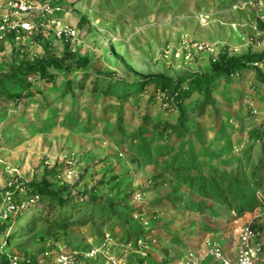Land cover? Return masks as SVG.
Returning a JSON list of instances; mask_svg holds the SVG:
<instances>
[{"label":"rangeland","instance_id":"374dc122","mask_svg":"<svg viewBox=\"0 0 264 264\" xmlns=\"http://www.w3.org/2000/svg\"><path fill=\"white\" fill-rule=\"evenodd\" d=\"M56 1L78 28L77 41L53 32L0 41V193L10 182L53 192L0 222V264L15 253L49 263L99 245L105 231L120 242L142 240L130 256L138 264H173L210 244L233 257L249 225L264 264V80L249 66L199 94L189 78L211 73L216 55L163 56L182 38L217 43L230 56L260 55L253 6ZM42 58L62 66L28 76V64ZM164 85L185 87L184 106L205 107L190 116L171 108L157 92Z\"/></svg>","mask_w":264,"mask_h":264},{"label":"built area","instance_id":"2783aa9c","mask_svg":"<svg viewBox=\"0 0 264 264\" xmlns=\"http://www.w3.org/2000/svg\"><path fill=\"white\" fill-rule=\"evenodd\" d=\"M253 6L256 13V34L252 41L261 48L259 58L253 60L250 65L264 74V0H246L236 3V9ZM59 13L63 14L59 16ZM64 7L56 0H0V41L11 37L14 41H20L25 35L33 33H50L67 43L77 41L79 38L78 28L64 20ZM202 23L208 22V16L200 15ZM238 29V24L232 25ZM221 52L217 43L204 42L195 39L182 38L179 46L168 47L163 56L166 59L190 61L197 54L216 55ZM158 95L164 97L159 91ZM264 118V110L261 112ZM28 193V188L23 183L10 182L1 195L0 222L11 217H18L29 210L30 205L39 200L36 194L30 200L23 197ZM143 193L137 192L135 199L142 200ZM32 202V203H31ZM139 219L141 215L134 214ZM144 224L148 221L142 218ZM141 220V221H142ZM258 231L249 225L242 230L239 236V247L235 256L227 255L218 244H210L203 253L189 251L184 257L173 264H202L205 259H212L216 264H259L261 245L255 243ZM143 246L142 240L117 241L108 231L104 232L99 245H92L84 251L61 252L49 263L45 264H92L103 260L104 264H138L133 262L131 255L138 253ZM9 264H37L27 256L15 253L9 257Z\"/></svg>","mask_w":264,"mask_h":264},{"label":"trees","instance_id":"16d2710c","mask_svg":"<svg viewBox=\"0 0 264 264\" xmlns=\"http://www.w3.org/2000/svg\"><path fill=\"white\" fill-rule=\"evenodd\" d=\"M262 55H250V54H245L241 56H230L227 53H221L216 59L217 61L215 62V65L212 68L211 73H202V72H196L192 73L189 81H190V86L193 87L197 93L199 94H209L208 91L210 90L211 84L214 82V79L218 76H225V77H230L231 75L238 74L243 72L244 70H247L249 66L255 70L250 63L259 58ZM62 66V61L59 59L55 58H42L37 62L29 63L28 66L26 67V71L31 73L28 76H31L33 74H39L44 77H48L49 75V69L55 68V67H60ZM256 71V70H255ZM262 80H264V74H262L259 71H256ZM189 88V85H188ZM183 90H185V87H182V85H177L175 86L171 92H169V88L166 87V85L159 87L157 92H161L164 95V98L166 97V101L168 105H171V108H177L179 112L185 113L187 115H194L199 113V106H204L206 105L205 103H201L199 106L198 105H191V107L184 106V96H183ZM28 95H33L32 92L29 91ZM15 98V101H19L22 99L21 94H16L13 95ZM205 107V106H204ZM203 107V108H204ZM192 108V109H189ZM184 110H189V111H184ZM28 188V193L26 195H22L23 197L29 196L32 198L36 194L39 195V200L41 198H46L48 197L49 194H53V192L48 188V187H42L41 183H23ZM38 187V188H37ZM5 190V189H4ZM45 191V192H44ZM3 192V191H2ZM2 192L0 193V202H1V195ZM50 197V196H49ZM37 200V201H39ZM61 203L67 202V198L65 199H60ZM27 212V211H26ZM25 212V213H26ZM241 210H238V214H240ZM23 213L22 215H24ZM64 212L60 213L61 221L64 222V215L62 214ZM65 212L64 214H66ZM20 215V216H22ZM71 216V214H69ZM71 220H76L75 217H73ZM67 222V221H66ZM64 223H62L63 225ZM254 227V226H252ZM3 236L6 235V233H2ZM130 240V239H127Z\"/></svg>","mask_w":264,"mask_h":264}]
</instances>
